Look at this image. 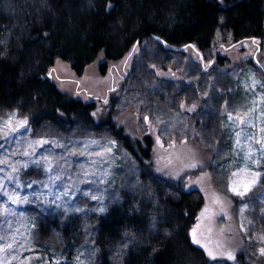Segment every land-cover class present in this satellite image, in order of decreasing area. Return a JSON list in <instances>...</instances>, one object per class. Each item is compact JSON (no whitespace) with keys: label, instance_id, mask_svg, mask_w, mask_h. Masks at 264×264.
<instances>
[{"label":"rangeland","instance_id":"374dc122","mask_svg":"<svg viewBox=\"0 0 264 264\" xmlns=\"http://www.w3.org/2000/svg\"><path fill=\"white\" fill-rule=\"evenodd\" d=\"M231 43L228 33L218 31L210 48L176 52L148 39L122 59L107 62L104 74L99 71L101 54L81 76L68 63L55 61L51 78L59 90L69 98L94 101L99 117L111 113L115 128L121 126L123 134L148 150L150 157L142 163L112 128L75 125L60 131L50 123L32 128L26 115L0 108V161H5L0 179L9 193L29 197L17 204L0 195V207L15 212L0 217V264H123L134 247L133 236L125 234L104 261L95 244L98 219L129 195L141 198L152 229L157 228L159 199L181 190L193 192L194 199L203 197L193 229L200 241L196 245L216 254L212 259L205 251L211 264H264V156L257 143L264 140V35ZM218 57H223L221 63ZM109 97L118 99L113 109ZM9 117L18 131L4 127ZM17 121L27 123L18 126ZM42 140L48 143L37 145ZM43 157L51 161L52 172L33 163ZM241 169L260 173L243 197L230 190L232 173ZM54 175L60 179L53 183L49 177ZM44 184L52 192L67 187L69 195L54 203L53 195L38 200V193L48 191ZM65 226L72 233L69 240L77 244L73 260L62 257ZM191 236L193 241V231ZM229 252L234 259L224 255Z\"/></svg>","mask_w":264,"mask_h":264},{"label":"trees","instance_id":"16d2710c","mask_svg":"<svg viewBox=\"0 0 264 264\" xmlns=\"http://www.w3.org/2000/svg\"><path fill=\"white\" fill-rule=\"evenodd\" d=\"M218 31L228 33L232 45L261 38L264 0H0V108L18 110L32 128L43 123L60 131L75 125L112 128L114 137L142 163L150 157L148 150L123 134L121 126L115 128L111 113L99 117L94 101L69 98L59 90L51 78L55 61L68 63L81 76L101 54L99 71L104 74L107 62L122 59L145 40L164 50L201 52L213 45ZM117 100L109 97L111 109ZM144 141L149 147L150 138ZM192 193L181 190L159 199L154 229L141 198L124 195L98 219L95 244L100 259L105 261L129 234L134 247L123 264H211L192 241L204 204L201 194L194 199ZM62 231V257L73 260L77 244L69 240V226Z\"/></svg>","mask_w":264,"mask_h":264},{"label":"snow or ice","instance_id":"6c2138e0","mask_svg":"<svg viewBox=\"0 0 264 264\" xmlns=\"http://www.w3.org/2000/svg\"><path fill=\"white\" fill-rule=\"evenodd\" d=\"M183 107V105H182ZM14 117H9L4 124L5 128H8L12 131H18V127L17 128H13L12 127V120ZM231 119V117H230ZM27 121H17V125L18 126H23L24 124H26ZM264 131V130H262ZM5 136H7V132L4 133ZM237 145L239 146L240 144V140H239V136L240 133H237ZM159 143V141H157ZM37 145H43L48 143V141L46 140H42V141H37L36 142ZM257 143H261L262 144V149H261V154L262 156H264V140L261 141H257ZM3 145H0V148H2ZM11 154H15V153H11ZM24 156H29L30 153L28 151H24L23 152ZM251 155V151H249L248 156ZM0 163H5V161H0ZM33 163H35L37 166H40L42 163L44 165V169L46 172H52V168H51V161L48 160L47 157H43V161L37 160L34 161ZM27 165H25L26 167ZM195 165H193L194 167ZM0 171H3V169H0ZM12 171L16 172L17 169L16 167L13 165L12 166ZM85 175H87L88 173L85 171L84 173ZM260 173H248L246 169H241L239 172H233L232 173V179L230 180V190L238 196L243 197L248 191L251 190V188L256 184L257 179L259 178ZM5 179H8L9 181L12 179L11 176H6ZM60 179L59 175H54V176H50L49 180L51 182H55L56 180ZM29 187H31V185H28ZM16 187L19 188V184H16ZM43 189H46L48 191H42L40 193L37 194L36 199L38 200H43L44 197L46 195H53L55 197V199L52 201L53 203L55 202V200H59L61 197L64 196H68L69 195V191L68 188L65 187L62 191H58V192H52L49 189V185L48 184H44L42 185ZM0 195H6L8 197V203H20V202H29V197L28 196H20L19 193L13 192V193H9L7 191V185L3 182V179H0ZM93 199H97V197L93 196ZM104 209L101 208L100 211H103ZM241 211L243 212V209H241ZM8 215H15V212L7 207H0V217H6ZM4 223H7L9 225V227H11V222L5 220ZM3 225H0V229H2ZM4 236L0 235V240H3ZM14 239V237H13ZM193 243L194 244H200V241L196 238V230L193 229ZM12 245L8 244L7 248H11ZM201 247H204V245H201ZM4 249H0V251H2ZM205 251L208 253L209 257L212 259L216 258V254L210 250L205 248ZM260 254L262 256H264V249L260 250ZM226 255L227 259L232 260L234 259L233 255L231 252L224 254ZM13 259H15V257H13Z\"/></svg>","mask_w":264,"mask_h":264}]
</instances>
